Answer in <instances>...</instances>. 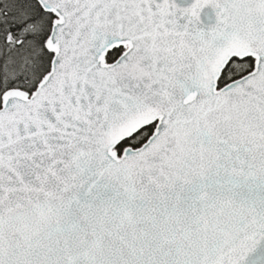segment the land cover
I'll use <instances>...</instances> for the list:
<instances>
[{
    "label": "snow or ice",
    "instance_id": "6c2138e0",
    "mask_svg": "<svg viewBox=\"0 0 264 264\" xmlns=\"http://www.w3.org/2000/svg\"><path fill=\"white\" fill-rule=\"evenodd\" d=\"M0 264H264V0H0Z\"/></svg>",
    "mask_w": 264,
    "mask_h": 264
}]
</instances>
